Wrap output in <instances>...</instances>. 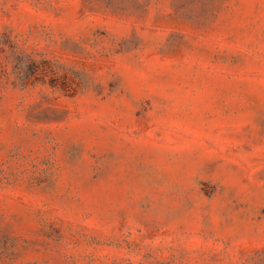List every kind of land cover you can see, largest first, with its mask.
Wrapping results in <instances>:
<instances>
[{"label": "rangeland", "instance_id": "374dc122", "mask_svg": "<svg viewBox=\"0 0 264 264\" xmlns=\"http://www.w3.org/2000/svg\"><path fill=\"white\" fill-rule=\"evenodd\" d=\"M0 264H264V0H0Z\"/></svg>", "mask_w": 264, "mask_h": 264}]
</instances>
